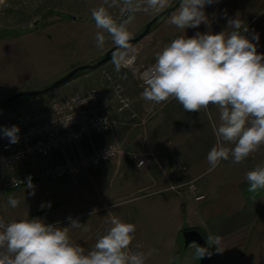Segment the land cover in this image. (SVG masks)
<instances>
[{
	"label": "crops",
	"instance_id": "obj_1",
	"mask_svg": "<svg viewBox=\"0 0 264 264\" xmlns=\"http://www.w3.org/2000/svg\"><path fill=\"white\" fill-rule=\"evenodd\" d=\"M225 11V5L221 6V3L216 7L217 14L223 15ZM115 16L113 15L114 18ZM249 16L250 14L245 15L241 19L244 24ZM169 18L170 16L167 19ZM260 28L264 35V25ZM135 34L137 33H131V37ZM167 35V38L156 44V48L150 53L147 49L150 46L154 47L152 41L142 43L143 57L147 59L148 65L154 62L156 53L162 50L164 44L182 35L191 37L187 32L179 31L177 27L172 28ZM262 37L260 44L262 43L264 49V36ZM108 48L110 47L103 52L105 53ZM131 52L133 50H127L129 56ZM112 60L99 70L80 75L73 83L75 90L67 94L85 92L91 87L102 91V105L119 124L110 132L86 138L82 148L89 151L108 143H117L126 152L125 155L66 180L52 181L59 185V190L56 191L38 186L36 183L39 181L32 182V188L27 184L28 187L25 185L23 190L5 189L3 176L19 175L21 172L31 171L35 166L55 163L68 154L76 153V149L56 151L50 157L33 159L16 166L13 170L0 172V199L9 195L20 200L16 208H12L9 203L0 204V219L11 222L41 218L46 223L59 222L61 225L58 226H67L69 216L78 218L81 224H86L88 230H83L84 225L81 228H70V236L74 242L85 249H90L97 237L103 235L111 226V220L119 218L136 225L132 250L144 252L154 250L159 253L158 250L163 248L162 252H167L169 255L162 257V264H171V251L177 250V237L183 230L199 228L204 232L207 240L209 237H219L218 245L212 243L221 250L216 252L215 257L219 255L220 260L238 257L242 250L241 245L247 241L251 228L247 224L251 222L252 225L259 211L264 210V190L256 193L248 192L245 174L240 173L236 167L238 164L232 163L231 158L228 163L231 166L226 168L230 174L225 179L216 177L214 183L202 184L198 187V193L209 195L204 201H196L194 197L192 198L193 195L182 188L171 190V183L181 184L195 180L205 173L206 169H198L206 160L201 145L198 144L201 152L192 153L191 144L186 142L191 139L190 134L198 130L204 131L203 126L197 127L185 119L181 121L180 118L183 116L190 119L196 114L186 112L175 99L160 104L146 101L142 96L144 87L140 86V83H135L134 93L123 87L132 100V108L123 112L118 111L114 87L121 82L118 83L105 71L107 66L113 65ZM102 74L107 84L105 89L104 83L102 86L99 84ZM63 94H57L58 98L66 96ZM48 97L29 99L7 107L5 115L0 113V126L22 114L43 112L51 102L47 103ZM17 109L24 110L14 115ZM260 148H263L264 155V146ZM131 152L147 154L149 156L147 165L137 168L128 156ZM252 155L249 157L253 158ZM172 165L177 166L182 174L181 172L177 175L173 174ZM182 165L188 167V172H184V168L187 167ZM247 213H252V216L248 217ZM244 227L246 232L243 233ZM137 243L142 244L143 248L136 249Z\"/></svg>",
	"mask_w": 264,
	"mask_h": 264
},
{
	"label": "clouds",
	"instance_id": "obj_2",
	"mask_svg": "<svg viewBox=\"0 0 264 264\" xmlns=\"http://www.w3.org/2000/svg\"><path fill=\"white\" fill-rule=\"evenodd\" d=\"M212 0H180L169 23L185 30L207 23L204 12ZM149 9L159 11L168 6V0H142ZM104 5H107L105 7ZM122 12L139 11L141 0H104V4L92 9L95 22L96 46L103 48L106 36L117 47L112 63L119 71L130 48L131 33L124 23H118L109 8L121 6ZM231 31H226L227 29ZM227 29L219 33L211 31L173 39L156 53L145 80L142 96L146 101L160 104L175 99L186 112L207 111L212 105L219 113V123H213L216 143L207 153L209 171L222 161L231 158L232 163L245 161L264 146V53L257 51V44L245 33L247 26L239 19H229ZM258 34L255 40L258 41ZM18 126L4 127L3 135L10 143L19 142ZM248 192L264 190V164H258L245 173ZM29 188L33 185L29 181ZM12 208L20 200L10 197ZM93 214V213H92ZM91 214V215H92ZM67 226L46 223L41 218L20 219L5 222L0 219V264H146L152 254L132 250L136 225L113 218L111 226L97 237L90 249L74 242L70 228L87 231L86 224L68 217ZM209 243H219V237H209ZM136 249L143 245L137 243ZM216 250L221 251L218 247ZM208 249L197 248L201 258Z\"/></svg>",
	"mask_w": 264,
	"mask_h": 264
},
{
	"label": "rangeland",
	"instance_id": "obj_3",
	"mask_svg": "<svg viewBox=\"0 0 264 264\" xmlns=\"http://www.w3.org/2000/svg\"><path fill=\"white\" fill-rule=\"evenodd\" d=\"M177 1L168 0V6L159 11L151 9L145 11L144 7L146 5L141 0V9L139 11H131L127 18L117 20V22L124 23L130 33L136 32L137 34L133 36L136 37L145 30L149 21L163 10L173 6ZM109 3H111V0H109ZM220 3L221 6L225 5L226 7L223 15L216 13V7L220 6ZM103 4L104 0H0V102L17 92L44 89L76 66L98 62L104 55L103 51L107 47L111 48L114 46L111 37L107 33H105L106 41L103 48L96 46L95 35L99 30L95 27V22L91 18V11ZM104 6L107 7V5ZM121 7L122 5L113 6L108 10L112 15H116L115 17L118 19L122 18L124 14L121 11ZM178 7L175 11L178 10ZM204 12L207 16V23H202L197 28L186 29L185 32L189 36H193L197 32L211 31L219 33L227 29L229 19H242L245 15L250 14L248 21L244 24L248 28V32L245 35L257 44V51L263 53L264 49L262 43L260 44V39L262 38L263 40L262 36L264 35L260 27L264 25V0H212L211 3L205 5ZM172 13L157 20L143 39L136 43H129L130 48L128 50H133V52H131V56L126 52L119 71L115 69L114 64L106 67L105 71L111 74L118 83L121 82V85L126 87L130 93L135 92V83H140V71L148 65L147 59L143 57L144 49L142 43L152 41L154 47L150 46L147 49L150 53L153 48H156V44L163 38H167L169 31L175 28L167 19ZM179 31L184 30L179 29ZM226 31L230 32L231 29L229 28ZM257 34L259 36L258 41L255 40ZM140 52L142 53L140 54ZM106 64L93 70L80 71L67 83L38 97H19L12 106L18 102L34 98L49 96L48 103V101L60 99L61 97L58 98L57 94L64 93L63 95L66 94L67 96L69 95L67 94L68 92L75 90L76 87L73 83L80 75L99 70ZM103 76L102 74L99 84L102 86L104 83L103 88L105 89L107 84H105ZM55 92L58 93L55 94ZM22 110L24 109H17L14 115L21 113L20 111ZM0 113L5 115L7 107L1 108ZM195 114V117L191 116L188 119L183 116L180 120H189L192 125L197 127L203 126L204 131L198 130V132L190 134L192 137L186 142L191 144L192 153L201 152L198 149V144H200L203 154L207 156V153L216 143L212 125L214 122L216 124L219 123V113L216 107L210 105L207 111L201 110L200 112H195ZM252 156L253 158L248 157L245 161L236 165L241 174L244 175L258 164H264L263 148H260L256 153L254 152ZM204 161L198 169H206L205 173L194 181L197 191L200 185L214 183L217 179L216 177L223 180L230 174L226 169L231 166L228 164L230 158L222 161L212 171H209L207 160ZM175 167L177 166H171V172L175 175L180 174V169L173 170ZM184 169V172H188V167ZM43 180H38L39 183L36 184L46 190H59L57 182ZM187 182H182L181 184H186ZM179 183H171V187L180 185ZM26 186L23 185L13 189L14 191L23 190ZM182 189L189 192L192 196L186 186ZM10 197L9 195L1 197L0 204H8ZM206 198H209V195H206ZM247 216L251 217L252 213H247ZM250 224L251 222L247 224L251 228L247 241L244 245H241L240 255L229 260H220L218 258L219 255L216 257L214 255L210 264H264V210L259 211L254 223ZM244 228L242 229L243 233L246 232V227ZM177 238L178 247L175 252L171 251V264H198L196 246L192 245L185 249L182 236L179 235ZM209 245L216 254V246L212 243H209ZM162 249L158 250L160 254L152 251L153 254L148 257L146 264H162V257L169 255L167 252L163 253Z\"/></svg>",
	"mask_w": 264,
	"mask_h": 264
},
{
	"label": "built area",
	"instance_id": "obj_4",
	"mask_svg": "<svg viewBox=\"0 0 264 264\" xmlns=\"http://www.w3.org/2000/svg\"><path fill=\"white\" fill-rule=\"evenodd\" d=\"M170 43V42H169ZM169 43L164 44L167 45ZM163 46V47H164ZM140 71V86L145 87L151 65ZM114 98L118 111L132 108V100L121 84H115ZM102 91L91 87L85 92H75L60 99L52 100L46 110L39 114H22L0 126V172L13 170L33 159L50 157L56 151L76 149V153L66 155L55 163L35 166L31 171L19 175L3 176L5 189L18 188L41 179L51 181L66 180L100 167L103 163L125 155V151L117 143H108L92 150H83V141L95 135L114 130L119 122L102 105ZM18 126L19 142L10 143L3 135L4 127ZM137 168H143L149 161L147 154L131 152L128 154ZM175 167L173 170L176 171ZM191 180L186 184L170 187L179 190L186 186L196 201L206 199V195L198 193L197 186Z\"/></svg>",
	"mask_w": 264,
	"mask_h": 264
},
{
	"label": "water",
	"instance_id": "obj_5",
	"mask_svg": "<svg viewBox=\"0 0 264 264\" xmlns=\"http://www.w3.org/2000/svg\"><path fill=\"white\" fill-rule=\"evenodd\" d=\"M180 0H178L173 6L163 10L160 12L156 17H154L151 21L148 22L145 30L138 36L132 37L129 43H136L143 39L151 30L152 25L159 20L160 18L171 14L173 11L176 10V8L179 6ZM130 12L125 11L123 14V17L121 20H124L127 18ZM117 47L114 45L112 46L109 50H107L103 57L96 63H88V64H82L79 66L74 67L71 71H69L67 74L62 76L60 79L56 80L54 83L49 85L48 87L41 89V90H32V91H25V92H17L13 95H11L9 98L6 100L0 102V109L7 107L10 105L12 102L16 101L19 97H38L42 94L51 92L52 90L56 89L57 87L67 83L70 81L78 72L83 71V70H93L96 69L107 62H109L113 56L114 53L117 51ZM183 238L184 242V247L185 249L189 248L192 245H195L196 248H206L208 249V252L203 257H198V264H210L211 261L213 260V257L215 255L214 250L210 247L208 240L204 234V232L199 229V228H189L186 230H183L180 234Z\"/></svg>",
	"mask_w": 264,
	"mask_h": 264
},
{
	"label": "trees",
	"instance_id": "obj_6",
	"mask_svg": "<svg viewBox=\"0 0 264 264\" xmlns=\"http://www.w3.org/2000/svg\"><path fill=\"white\" fill-rule=\"evenodd\" d=\"M164 17H166V16H164ZM163 18V17H162ZM116 19V18H115ZM90 20V19H89ZM116 20H121V18H118V19H116ZM76 76V75H75ZM13 103H15V101L14 102H12L8 107H10V106H12L13 105Z\"/></svg>",
	"mask_w": 264,
	"mask_h": 264
}]
</instances>
